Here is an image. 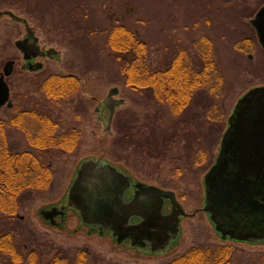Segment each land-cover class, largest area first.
I'll return each mask as SVG.
<instances>
[{
	"label": "rangeland",
	"instance_id": "1",
	"mask_svg": "<svg viewBox=\"0 0 264 264\" xmlns=\"http://www.w3.org/2000/svg\"><path fill=\"white\" fill-rule=\"evenodd\" d=\"M263 4L264 0H0V10L12 9L26 17L35 27L39 43L57 52L53 58L37 59L44 65L42 71L10 77L13 109L37 108L62 119L59 132L65 128L79 132L74 148L62 151L38 150L28 143L22 130L6 129L13 149L38 155L54 178L52 190L33 193L11 219L0 215V234L11 232L24 258L21 264H28L26 255L31 249L39 252V262L47 261L53 247L66 250L70 256L77 248H86L89 264H165L194 245L221 243L203 212L182 221L180 237L166 252L149 253L127 241L116 243L108 231L100 235L90 230L72 209H67L64 227L59 229L43 219L40 208L58 204L65 196L80 160L102 158L100 155L106 159L112 140L122 136L117 133L121 126L128 127L133 137L125 149L120 143L126 139L115 142L121 156V161H115L147 184L174 189L186 211L200 207L203 177L218 154L228 116L245 92L264 84V49L250 24ZM1 23L0 43L6 61L16 57L13 40L19 35L11 19L5 16ZM114 26L133 31L146 44L150 71L167 67L181 49L193 55V41L207 38L223 85L217 93L196 91L186 109L173 112L150 89L125 83L120 69L124 60L107 45ZM50 74H76L77 90L58 100L48 99L41 84ZM113 87L118 88L114 98H121L123 104L116 107L114 123L108 125L106 114L99 120L94 109ZM10 110L2 107L0 118L7 119ZM107 126L109 132L105 131ZM224 244L243 254L264 251V243ZM236 262L244 264L242 258ZM0 264H11L9 257L0 254Z\"/></svg>",
	"mask_w": 264,
	"mask_h": 264
},
{
	"label": "water",
	"instance_id": "2",
	"mask_svg": "<svg viewBox=\"0 0 264 264\" xmlns=\"http://www.w3.org/2000/svg\"><path fill=\"white\" fill-rule=\"evenodd\" d=\"M4 13L15 18L11 11ZM250 24L264 49V4ZM12 65L7 61L0 75V107L11 106L4 76L12 72ZM40 67L38 62L35 69ZM117 94V87L108 91L109 122L122 101L113 98ZM130 183L129 177L108 161L99 157L82 159L65 196L52 208H40V214L53 225V217L63 218L65 211L72 209L83 224L96 226L100 235L106 229L118 244L127 237L141 241L143 235L150 242H159V246L151 249L137 242L130 245L142 252H166L181 235L179 222L184 209L173 190L143 182L134 183L133 203L127 205L123 197ZM203 187L202 209L222 242L264 243V85L250 88L237 100L227 118L218 154L204 174ZM140 190L149 193L151 201H142L137 195ZM165 199L171 204L167 214H163ZM132 217L141 221L132 224Z\"/></svg>",
	"mask_w": 264,
	"mask_h": 264
},
{
	"label": "trees",
	"instance_id": "3",
	"mask_svg": "<svg viewBox=\"0 0 264 264\" xmlns=\"http://www.w3.org/2000/svg\"><path fill=\"white\" fill-rule=\"evenodd\" d=\"M107 45L124 60L120 69L125 83L136 89H150L158 101L166 103L175 113L186 109L196 91L207 89L217 93L223 85L221 69L211 54V42L207 38L193 41V55L181 49L167 67L151 71L146 65L147 46L133 31L123 26L112 27ZM127 55L129 57H125ZM78 85V79L74 76L50 74L41 84V90L48 99L58 100L72 95ZM10 111L12 113L7 119H0V215L7 219H11L20 205L31 199L33 193L52 190L54 178L52 170L38 155L30 150L13 149L6 129H21L28 143L38 150L59 148L70 151L79 134L71 128L56 134V121L41 111L17 112L13 108ZM115 126L118 128L119 124ZM117 133L122 135L119 136L120 142L127 140L120 143V148L125 149L131 142L128 130L117 129ZM58 228L61 229V226ZM220 242L194 245L176 254L165 264H237V258H242L244 264H264V251L243 254L234 246ZM53 250L47 261L39 262V252L31 249L26 255L27 263L89 264L90 255L86 248H77L72 256L59 247H53ZM0 254L8 256L11 264L23 262L22 252L9 231L0 234Z\"/></svg>",
	"mask_w": 264,
	"mask_h": 264
},
{
	"label": "flooded vegetation",
	"instance_id": "4",
	"mask_svg": "<svg viewBox=\"0 0 264 264\" xmlns=\"http://www.w3.org/2000/svg\"><path fill=\"white\" fill-rule=\"evenodd\" d=\"M5 11H11V12H13L14 15H15V18L11 17L8 14H5L4 13ZM5 16L8 17L9 19H11L13 22L16 23V27L14 28V30L17 29L16 34L19 35V36H17L13 40L14 51L16 53L15 54L16 55L15 58H10V59H8V60L5 61L4 60V56H3V50H4L3 43H0V75L3 73L5 63L7 61H12L13 62L12 72L9 75L4 76V81L6 82V84L8 86V89H9V101L11 102V106H7V104H4V105H2L0 107V109L2 107H6L7 109H12L13 108V102H12V98H11V86H10V83H9L10 77L13 74H15V73L17 75L21 76V74L26 75V73H29L30 74V73H33V72H38L40 70L42 71L44 65H43L42 62L38 61L37 59L38 58H53L54 56H56V53L57 52L53 48H51V47H48L47 48L44 45H41L39 43V36L36 35L35 27L27 20L26 17H22V16L16 14L14 12V10H12V9L0 10V27L3 24L1 22L3 21V18ZM20 31H21V33H20ZM14 34H15V32H14ZM0 36H1V33H0ZM38 62L41 63V67L38 68V69H35V66H36V64ZM71 76H74V77L77 78V75L76 74H71ZM260 85H264V84H260ZM257 86H259V85H257ZM115 96H113V98ZM107 99L108 98H106L103 102L99 103L95 107L94 110H95V112H96L99 120L101 118H103L105 116V114H106V121H107V123L109 125L110 122H112V124L114 123V120L116 118V112L113 113L112 119L109 122L108 121L109 110H108V105H107ZM114 99H116V98H114ZM118 99H121V98H118ZM121 104H123V101H121L116 107L120 106ZM116 107H115V109H116ZM33 110H35V111H41V110H38L37 108H26L24 106H21V108H19V107L17 108V112L33 111ZM41 112L44 113V114H46V115H49V114H47L44 111H41ZM49 116L51 117V119L55 120L56 123H57V127L55 129V133L56 134H62V133H64V132L67 131L68 128L67 129L65 128L63 131H60V132L58 131L60 121H62L61 118H53L51 115H49ZM0 119H2V118H0ZM116 123L120 125V121L119 120ZM61 125H63V123H61ZM122 128L125 129L122 126H121V128H118V129L122 130ZM126 129L128 130V127ZM109 130H110V127H108V126L105 127V131L109 132ZM129 137H131V140H132L133 134L132 133H129ZM119 139H120V137L119 136H116L112 140V143L110 145V150L106 151V156H107L106 159H104L105 157L103 158V156H105V155H100V157H102L104 159V161H106V162L108 161L113 166L121 169L123 171V173L129 177L130 182H131L130 183V187L128 189H126L125 196L123 197L124 203H126L127 205H129V204L133 203L134 192L136 191V189L134 187V183L135 182H143V183H145L146 181H143V180L138 179L137 177L133 176L131 174V172L127 169V166L126 165H124L123 163H120V162L115 161V160L121 161V156H119V153L117 151L118 149L115 147V142L116 143H119L118 142ZM81 161L82 160H80V162ZM80 162H79V164H80ZM78 165H77V167H78ZM77 167H76V169H77ZM76 169L74 170V175L71 177L72 179L75 176ZM72 179H71V181H72ZM68 187H69V184H68L65 192H67ZM161 188L173 190L175 192V196H176L177 201L180 203V205L184 209L185 215L183 217H181V220L179 222L180 232L182 231L181 230L182 221L185 218L194 216L197 212H203L206 215V212H204L203 209H202V207H203L204 192H203V197H202V201H201V206L200 207H197L196 210H194L192 212H188V211H186V208H185V206L182 203V199L180 198V196H178L176 194V191L174 189L169 188V187H161ZM203 190H204V187H203ZM137 195L141 196V198L143 199L142 201H146V202L147 201H151V199H150V196L151 195H149V193L144 192L143 190L142 191L140 190L139 193L137 191ZM50 208H52V206ZM50 208H48V209H50ZM66 211L64 213V217L63 218L60 217L59 215H57L56 217H53V219H52V222L54 223L53 225L61 226V229L64 227L63 226V222H64L63 220L65 218ZM170 211H171V204H170V202L168 200L165 199L164 200V203H163V214H167ZM57 218H59V221L56 220ZM140 221H141V218H138V217H132L130 219V223H132V224H137ZM87 226L91 230H97V227L94 226V225H87ZM166 235H167V233H166ZM140 239H141V241H139V240H132V239H129L127 237L123 242H125V241H127L129 243H131V242L136 243L137 242V243H140V244L144 245L145 247L151 248V249H153L155 247H158L159 244H160L157 241H154V242L148 241L149 238L147 236L146 237H143V235H141V238Z\"/></svg>",
	"mask_w": 264,
	"mask_h": 264
}]
</instances>
